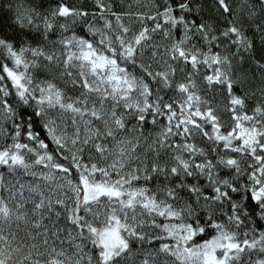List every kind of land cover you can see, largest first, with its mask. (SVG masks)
<instances>
[{"label":"snow or ice","instance_id":"obj_1","mask_svg":"<svg viewBox=\"0 0 264 264\" xmlns=\"http://www.w3.org/2000/svg\"><path fill=\"white\" fill-rule=\"evenodd\" d=\"M87 2L0 0V264H264V0Z\"/></svg>","mask_w":264,"mask_h":264},{"label":"trees","instance_id":"obj_2","mask_svg":"<svg viewBox=\"0 0 264 264\" xmlns=\"http://www.w3.org/2000/svg\"><path fill=\"white\" fill-rule=\"evenodd\" d=\"M41 2L43 3L45 10H47L50 8H54L56 6L57 0H34V3H36V4H40ZM67 2L76 3V0H67ZM81 2L83 3L84 0H81ZM211 3H212V0H207V7L205 10V18H207L208 16H211V15H214L212 12V9H211ZM85 6L91 7L90 0H88V2L86 3ZM0 25H2L3 29L7 32V34L9 36L12 35L13 30H14V26L12 25V21H11V14L8 13L6 11V9L3 11H0ZM77 31H79V29H77ZM81 34H83V33H81ZM153 42H155V43H167L166 41H163L162 37L159 34L154 35ZM0 61H3L2 55H0ZM3 62H7V63H9V66H11L10 61H3ZM132 70L135 71V69H132ZM186 71H191L190 67L188 69H186ZM203 71H205V69L202 68L201 72H203ZM183 75H184L183 73L178 72L176 79L181 80L183 78ZM197 82L199 83V80H197ZM201 94L202 95L204 94L203 91L201 92ZM169 95H172V93L169 92ZM216 101H217V107L220 109L222 121L227 123L228 122V114L223 111L222 106H223L224 101H223V97L219 93L216 94ZM195 142L197 144H199L200 146H205V143H206V142H202L199 137L196 138ZM0 171H3V169H0ZM23 179L24 180H30L31 178L30 177H24ZM26 195H27V193H26ZM205 238L206 237H200L199 239L203 240ZM159 243H161V241H158L157 245ZM145 247H151V246L146 245Z\"/></svg>","mask_w":264,"mask_h":264}]
</instances>
